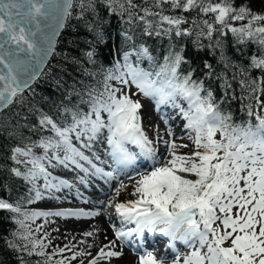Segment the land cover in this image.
I'll list each match as a JSON object with an SVG mask.
<instances>
[{"label":"snow or ice","instance_id":"obj_1","mask_svg":"<svg viewBox=\"0 0 264 264\" xmlns=\"http://www.w3.org/2000/svg\"><path fill=\"white\" fill-rule=\"evenodd\" d=\"M101 9L122 24L117 49L121 58L100 69L102 88L66 92L59 104L53 102L52 114L30 105L29 111L38 113L37 123L23 116V123L18 121L8 133L20 141L11 149L13 166L8 172L27 186L26 196L16 201L0 198V211L10 213L17 225L8 247L19 254L20 264H27L25 256L40 257L36 264H72L78 256L91 255L87 249L73 251L75 245H52L47 226L52 217L79 219L98 212L26 207L71 187L54 174L58 167L89 173L85 162L94 174L118 181L116 198L132 189L131 199L108 201L121 225L112 222L116 240L159 232L172 242L170 249L180 241L188 251H177L171 264H264V14L236 0H0V111L25 103V93L45 74L70 19L91 36L83 56L97 63L96 45L108 39ZM229 33L237 44L257 46L259 54L250 55L247 65L226 54L222 38ZM153 37L169 41L159 63L146 43ZM185 39L197 52L219 50L221 71L203 61L205 79L219 82V99L204 79L194 78L197 68L181 72L182 65L192 63L185 45L177 44ZM62 55L68 63H81L76 56ZM145 60L156 70L141 67ZM56 84L61 86L59 80ZM141 95L154 101L157 112L167 104L179 109L190 144L177 143L183 137H175L171 127L160 135L157 125L155 143L163 145L161 153L145 130ZM180 100L187 101V109ZM226 102H237L245 118L235 120L221 107ZM163 119L167 124L168 117ZM23 128L39 133V138L17 131ZM98 143L107 145L117 165L113 171L94 163L101 160ZM139 157L151 163L132 175L127 169ZM122 175L131 185L120 179ZM81 182L86 183L82 177ZM115 248L116 241H109L88 264L121 257L122 251ZM66 250L71 256L64 255ZM139 262L168 264L153 251L140 255Z\"/></svg>","mask_w":264,"mask_h":264},{"label":"trees","instance_id":"obj_2","mask_svg":"<svg viewBox=\"0 0 264 264\" xmlns=\"http://www.w3.org/2000/svg\"><path fill=\"white\" fill-rule=\"evenodd\" d=\"M246 4L254 13L264 14V0H236V4ZM194 15L192 13L187 14ZM101 17L107 21L104 24L105 32L108 39L106 44H98L97 56L95 65L87 62L83 56L84 50L89 45L86 40L91 39L80 24L75 19L68 21V26L62 31L59 37L60 43L56 48V55H53L44 68V75H42L33 85L32 92H26V101L24 104H14L9 109L0 112V198H5L10 201L26 196L27 186L20 179L10 177L8 169L13 166V162L9 159L12 147L16 146L19 141V136L12 138L8 135L12 130V126L17 122L23 123L21 117L27 116L32 125L37 123L38 113L29 111L30 105H37L45 111L52 114L53 102L59 104L66 92L72 89L80 91L88 86L95 88H102V74L101 68H108L112 65L114 59H120V54L117 49L121 47L119 32L122 28L121 21L116 16H107L106 11L101 9ZM75 29V30H74ZM224 43V50L234 62L241 65H247L249 56L252 54H259L256 45L237 44L229 33L222 38ZM139 42V41H138ZM146 43L151 49L157 63L162 62V57L168 47L169 41L159 38H146ZM185 45V55L191 64H184L181 66V72L187 71L190 67L197 68L194 78L204 79L205 86L211 87L216 94L217 99L220 98L221 90L219 89V82L215 79L208 80L204 77L205 70L203 69V61L211 63L217 72L222 70V65L218 63L219 50L213 54V50L205 49L203 51H195L190 40L177 41V44ZM207 43V41H205ZM63 54L69 56H76L80 59V64L68 63L65 61ZM148 70H156V66L148 61H143L140 65ZM88 73H94L88 75ZM257 72L254 71L253 75ZM56 80L61 82V86L57 87ZM238 90V89H237ZM75 102V97H73ZM221 107L234 114V119L240 121L244 119V113L239 110L237 102L224 103ZM19 113L20 115H17ZM22 131L25 136H31L33 140L39 138V133L29 131L28 128L17 129ZM6 185V187H5ZM32 209V205H26ZM39 223V221H37ZM17 225L10 218V213L7 211H0V264H20L18 253L8 247L7 241L12 239V233L16 230ZM58 246L56 242L53 244ZM65 255V254H64ZM69 256V255H66ZM27 264H36L40 257H24ZM72 261V264H80L79 261Z\"/></svg>","mask_w":264,"mask_h":264},{"label":"rangeland","instance_id":"obj_3","mask_svg":"<svg viewBox=\"0 0 264 264\" xmlns=\"http://www.w3.org/2000/svg\"><path fill=\"white\" fill-rule=\"evenodd\" d=\"M132 91L133 92L136 91L134 87H133ZM138 98L141 100V102L144 105L143 113H145L147 116H150V118L147 117L144 120L145 130L147 131L149 138L154 141L155 146L159 149V151L161 153L163 152V145L159 144V143H155L156 142V134L154 131V126H157V125L159 128L160 135L163 136L165 134L166 129L168 127H171L175 137H177V138L183 137V139H178L177 143L190 144V141L187 139L188 131L186 129H184V124L186 123V121L184 120L183 116L180 114L179 109L173 108L171 104H167V105H161L160 111L157 112V111H155V103L152 99L145 98L142 95L139 96ZM179 103H181L182 106L185 109H187V107H188L187 101L180 100ZM164 116L168 117V123L167 124L164 123V119H163ZM170 122H173L172 126H170L171 125V124H169ZM103 145H104L105 151H106L107 145L106 144H103ZM182 151L186 152V151H188V149H183ZM106 158L108 159L107 155H106ZM137 160L139 161V162H137L139 167L135 168L133 170H130V172L128 170V172L131 173L132 175H134L136 170L140 169V171L141 170L144 171L146 166L151 163V162H149V163L147 162L148 164L146 163L144 166H141L142 164H141L140 158H138ZM81 163L85 164L86 167L90 168V166L87 163H84V162H81ZM94 163H96L97 166H99V164H101V166H99V167L104 168L105 171H113L114 170V168H113L114 166L111 165V163L109 162V159H108V163H106L105 158H101L99 163L96 161H94ZM116 167H117V165H116ZM80 172L82 173V175L84 177H86L87 182L93 183L94 185L97 186L98 181L101 178V179H103V181H105L104 182L105 185L108 186L107 189L104 191L101 189L102 190L101 193H97L96 190L85 192V191H82L78 187L80 189V192H82V193L84 192L83 194H85L86 197H90V199H92L94 206H104L105 207V210L107 211V215H108V217H107L108 220L106 219V221L103 222V229L106 231L108 238L104 237V234H103V238L100 239V241L99 240L95 241L93 243V246L91 248H88L85 245L86 240H87V242L89 241L88 238L83 235V229L80 227H76V226L84 224V223H80V222L92 221L94 216H92V219H89L87 217H82L79 219L74 218V217H71V218L52 217V218H49L52 222L47 226V230L49 232H51L52 245L55 242L58 245V247H63L64 245H75V248L73 249V251L87 249L88 251L91 252L90 256H78L76 259L79 262L82 260L83 264H88L89 260L92 259V257L96 256L100 247H102L105 244H108L109 241H113V240H115L123 249L127 250L128 254L132 257V259L135 261L136 264H140L139 257H140V255L144 254L146 251H153L154 254L157 256V258L165 257V256H163V249L167 246V243L164 242L163 240L160 241V243L157 247H155V248L152 247L149 250H145V251H142L138 247L132 245L131 243L128 242V240L127 241L116 240L115 233H114V230L112 228V222L116 223L117 227H120L121 225H120L119 219L117 217L113 216L115 214L114 206L109 207L108 201L114 200L116 202H123L125 200L131 199L132 197L129 195V193L132 190L131 187H129L127 191H123L121 193V195L118 198H116L114 189H115V187L119 186L118 181H116V180L110 181L106 177H103V176H100L97 174L84 173L83 171H80ZM92 173H93V170H92ZM54 174L59 175L56 171L54 172ZM120 179L124 180V182L126 184L131 185V183H132V181H129L127 179V177H126V179L123 177ZM75 187H77V186H75ZM72 190L75 191L74 188H72ZM62 195H64V191L62 192ZM62 195H59L57 192L54 193V196L57 197L60 200V202H62V204L60 206H58L59 205L58 203H60V202H58L57 204H51V205L47 204L45 206L41 200V201L34 203L32 209H36V210H63V209L78 210L77 207H75V206L69 207V204L67 205V200L69 199L68 201H70V196H69L68 192H65L64 197H62ZM90 203L92 204V202H90ZM109 217H113V220L111 222L109 220ZM95 218L98 219L97 216ZM41 222H42V220L39 221V223H41ZM131 227H135V226L134 225H127L126 226V228H131ZM79 228H80V230H79ZM53 229H58V231H53ZM134 237H136V236H134ZM81 241H85V243H80ZM113 250H115V249H113ZM177 251L183 253V252L188 251V249L184 245V246L178 248ZM64 254H65V256L66 255L71 256L72 253L66 250ZM174 254H172L171 257H168V256L165 257L168 261V264H171V260H172ZM120 258L123 260V257L121 256L119 258H112L110 261H108V260L102 261L101 264H119V262H117V260H119Z\"/></svg>","mask_w":264,"mask_h":264},{"label":"bare ground","instance_id":"obj_4","mask_svg":"<svg viewBox=\"0 0 264 264\" xmlns=\"http://www.w3.org/2000/svg\"><path fill=\"white\" fill-rule=\"evenodd\" d=\"M143 114H144V117H145L144 120L147 117L150 118V116H147L145 113H143ZM172 123L173 122L169 123V124H171L170 126H172ZM96 150H97V154H99L101 158H105L106 159V163H108V159H109V162L111 163V165L114 166L113 168L114 169L116 168L115 162L112 160L111 157L108 156L107 151H105V147H104L103 144L98 143L96 145ZM88 154L91 155V153H88ZM106 155H107L108 159L106 158ZM139 158L141 160V164H142L141 166H144L147 162L148 163L150 162V161H145L143 159V157H139ZM96 162L99 163V161H96ZM137 162H139V161L137 160L136 163L132 167L127 169V171L129 170V172H130V170L138 168L139 166H138ZM99 166H101V164H99ZM84 167L88 168V167L85 166V164H84ZM55 171L59 174V176H61L64 179H67L68 176H70V175L73 176V178L75 179V182L78 183V185H80L81 188H84L85 191H88V190H100V189H102L104 191V190L107 189V186L105 185L104 181L101 178L99 179L100 182H99V184L97 186H95L93 184L82 183L81 182V176H80V173H79L78 169L65 170V169H62V168L58 167ZM89 173L90 174H94V172L92 173V170L90 168H89ZM70 185H72V183H70ZM63 191H64V195H65V192L69 193L70 201H68L69 199L67 200V205L69 204V207L75 206V207H77V209H83L86 212H98L99 213V215H97L98 219L95 218L96 216H94L93 219H92V217H87L89 219H92V221L80 222V223H84V224L76 226V227L82 228L83 229V233L88 232V231H91L93 233V235L91 237H87L89 241L87 242V240H86V244H85L86 247H88L89 245L93 246V243L95 241H98V240L100 241V239L103 238V234H104V237L108 238V235H107L106 231L103 229V222L106 221V219L108 217L107 211L105 210V207L104 206H94L93 203L92 204L90 203L89 199H85L84 197H82L79 194H74L72 191H70L66 187L61 188V190L59 192H57V193L59 195H62ZM54 193L55 192H53V194H52L54 199H51V200L44 199V200H42V202H43V204L45 206L47 204L51 205V204H57L58 202H60V200L57 197L54 196ZM64 195H62V197H64ZM58 204H59L58 206H60L62 204V202H60ZM113 216H115V214ZM80 228H79V230H80ZM115 250L122 251V253H123L122 254L123 260L121 258L119 260H117V262H119V264H136L135 261L132 259V257L128 254L127 250L123 249L117 242H116Z\"/></svg>","mask_w":264,"mask_h":264},{"label":"water","instance_id":"obj_5","mask_svg":"<svg viewBox=\"0 0 264 264\" xmlns=\"http://www.w3.org/2000/svg\"><path fill=\"white\" fill-rule=\"evenodd\" d=\"M63 31V30H62ZM50 60V59H49ZM49 62V61H48ZM47 65V64H46ZM1 112V111H0Z\"/></svg>","mask_w":264,"mask_h":264}]
</instances>
